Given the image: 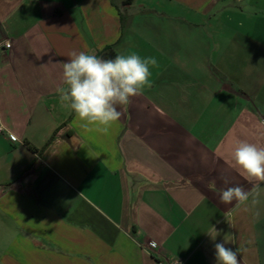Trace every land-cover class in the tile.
Here are the masks:
<instances>
[{
  "label": "crops",
  "instance_id": "crops-1",
  "mask_svg": "<svg viewBox=\"0 0 264 264\" xmlns=\"http://www.w3.org/2000/svg\"><path fill=\"white\" fill-rule=\"evenodd\" d=\"M6 42L0 264H217L225 240L264 264V182L232 159L264 147V0H0ZM107 47L155 57L151 87L84 127L59 99L63 63ZM212 181L260 189L222 204Z\"/></svg>",
  "mask_w": 264,
  "mask_h": 264
},
{
  "label": "clouds",
  "instance_id": "clouds-1",
  "mask_svg": "<svg viewBox=\"0 0 264 264\" xmlns=\"http://www.w3.org/2000/svg\"><path fill=\"white\" fill-rule=\"evenodd\" d=\"M155 66V57H141L135 52L102 59L86 51L73 50L63 63V86L57 89L60 102L84 122V127L96 124L107 130L121 118L118 105H129L131 98L142 95L145 88L151 87V68ZM232 159L246 178L264 182V147L241 140L232 152ZM208 186L218 191L220 203L236 201L237 205L245 204L260 189L259 183L251 190L240 185L217 190L214 181ZM209 235L213 239L219 235L214 226ZM225 243L226 240L215 244L217 264H239L238 251L225 247Z\"/></svg>",
  "mask_w": 264,
  "mask_h": 264
},
{
  "label": "trees",
  "instance_id": "trees-1",
  "mask_svg": "<svg viewBox=\"0 0 264 264\" xmlns=\"http://www.w3.org/2000/svg\"><path fill=\"white\" fill-rule=\"evenodd\" d=\"M133 0H125V5L132 4ZM122 22H124V17L121 16ZM117 56L116 52L114 51L113 47H107L102 53L100 54V58L102 59H114Z\"/></svg>",
  "mask_w": 264,
  "mask_h": 264
},
{
  "label": "built area",
  "instance_id": "built-area-1",
  "mask_svg": "<svg viewBox=\"0 0 264 264\" xmlns=\"http://www.w3.org/2000/svg\"><path fill=\"white\" fill-rule=\"evenodd\" d=\"M12 48V45L10 42H6V43H0V52L1 51H8ZM5 132V129L3 127H0V133ZM168 264H183L181 261H174L172 263H168Z\"/></svg>",
  "mask_w": 264,
  "mask_h": 264
}]
</instances>
